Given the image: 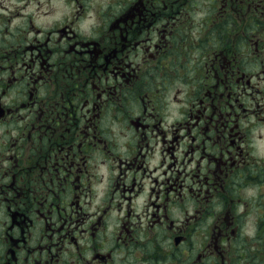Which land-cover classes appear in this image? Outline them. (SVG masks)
I'll use <instances>...</instances> for the list:
<instances>
[{"label":"flooded vegetation","instance_id":"obj_1","mask_svg":"<svg viewBox=\"0 0 264 264\" xmlns=\"http://www.w3.org/2000/svg\"><path fill=\"white\" fill-rule=\"evenodd\" d=\"M52 1L0 0V264H264V0Z\"/></svg>","mask_w":264,"mask_h":264},{"label":"rangeland","instance_id":"obj_2","mask_svg":"<svg viewBox=\"0 0 264 264\" xmlns=\"http://www.w3.org/2000/svg\"><path fill=\"white\" fill-rule=\"evenodd\" d=\"M90 1H91V3L93 2L96 6L101 5V7H102V6H104L105 3L108 2L109 0H90ZM49 4H50V5H57L58 2H57V0H56V1L53 0V1L50 2ZM101 7H100V8H101ZM64 9H65V8H61V9H57V8H56V10H64ZM58 16H59V12H56V13H54L50 18H47V20H45V21H55V20H58ZM41 21H42V20H41ZM44 26H45L44 22H40V19L37 18L36 28H40V29H43V30H44ZM82 27H83V26H81V28H82Z\"/></svg>","mask_w":264,"mask_h":264}]
</instances>
